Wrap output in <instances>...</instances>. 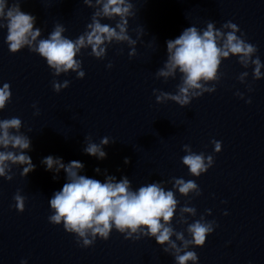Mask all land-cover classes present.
Instances as JSON below:
<instances>
[{"label": "water", "instance_id": "water-1", "mask_svg": "<svg viewBox=\"0 0 264 264\" xmlns=\"http://www.w3.org/2000/svg\"><path fill=\"white\" fill-rule=\"evenodd\" d=\"M132 2L136 15L129 19V34L135 38L138 25L145 30L136 54L129 57L126 43L110 45L103 59L89 55L90 48L82 50L83 78L71 70L54 77L46 61L27 47L11 52L5 43L6 29L0 28V86L8 82L11 90L0 118L21 119L36 165L27 176L13 166L11 180L0 177V264H20L21 258L28 264H174L154 238L124 239L113 229L107 240L98 237L92 245L81 247L62 224L50 223L48 199L62 186L65 174L61 170L53 180V173L45 171L40 160L49 154L65 162H83V173L97 179H103L93 171L97 166L117 178L127 175L133 188L172 177L195 180L201 194L186 197L177 192V198L181 204L195 206V218L211 209L205 218L217 224L203 246H190L199 264H264V78L254 80L251 66L244 69L236 56H230L222 61L223 75L215 91L185 106L171 100L157 103L153 94L154 88L176 91L178 78L165 81L155 72L166 57L165 41L190 24L204 27L212 20L219 27L233 21L257 46L256 55L264 62V0ZM20 3L36 16L44 37L61 23L66 28L63 35L74 39L93 11L83 0ZM109 61L111 68L106 67ZM245 70L249 75L242 83L237 77ZM53 79L70 83L56 92ZM237 91L244 93L243 98ZM34 102L39 109L36 115ZM86 135L97 143L103 136L110 137L106 158L98 160L82 152ZM213 138L222 142L221 151L213 152ZM184 144L195 152L213 154V166L199 177L189 175L181 162ZM18 188L27 197L23 211L14 207ZM173 223L177 230L186 227Z\"/></svg>", "mask_w": 264, "mask_h": 264}, {"label": "clouds", "instance_id": "clouds-1", "mask_svg": "<svg viewBox=\"0 0 264 264\" xmlns=\"http://www.w3.org/2000/svg\"><path fill=\"white\" fill-rule=\"evenodd\" d=\"M83 3L93 9L90 22L73 39L63 35L66 28L61 23H56L46 37L42 36L36 16L24 11L20 0L14 3L0 0V28L6 29L5 43L8 49L17 52L27 47L29 51L39 54L54 77L71 70L78 78H83L85 71L80 56L85 49L90 48L89 55L103 59L110 45L126 43L129 57L134 56L136 45L145 30L138 25L136 37L129 34V19L136 15L132 0H83ZM165 44L166 57L155 75L165 81L178 78L179 82L175 85V92L154 88L157 103L171 100L185 106L193 98L215 91L216 82L223 75L220 72L222 61L230 56H236L244 69L251 66L254 80L264 78V62L256 55L257 46L249 42L245 33L231 20L219 27L212 20L206 21L204 27L190 24L176 37L167 39ZM106 67H112L111 61ZM248 75L247 70L242 71L237 79L243 83ZM51 83L53 90L59 92L70 81L53 79ZM236 95L243 98L244 93L237 91ZM10 99V84L4 82L0 86V110L5 108ZM246 102L250 103L251 97ZM32 107L36 109L35 102ZM38 113L39 109H36L34 115ZM211 143L213 152L221 151L220 140L213 138ZM108 144V136L101 137L97 143L86 135L82 152L102 160L107 156L105 146ZM31 146V138L22 131L19 117L0 118V177L11 180L13 166L20 168L21 176L33 171L36 165L29 155ZM182 148L185 155L181 157V162L187 166L189 175L199 177L213 166V154L195 152L189 144L182 145ZM40 163L45 171L53 173V180L59 178L61 170L65 174L62 186L54 190L48 199L50 215L47 219L52 224H62L66 232L74 234L81 247L92 245L98 237L107 240L115 229L123 234L124 239L154 238L163 251L173 257L174 264H199L198 254L190 246H203L217 224L214 219L205 218L211 209H205L199 218H195V206L187 202L181 204L178 200L177 192L186 197L190 193L194 196L201 194L195 180L172 177L168 182L152 180L133 188L127 175L122 174L117 178L109 174L107 169L102 172L99 166L93 171L102 175V180L84 174L85 166L79 160L65 162L63 157L49 154L43 156ZM125 163H128L127 157ZM167 183H171L170 188L166 187ZM26 199L18 188L13 195L14 207L23 211ZM224 214L227 215V210ZM190 217L193 218L191 222ZM174 220L186 227L177 230ZM20 264H28V260L21 258Z\"/></svg>", "mask_w": 264, "mask_h": 264}]
</instances>
